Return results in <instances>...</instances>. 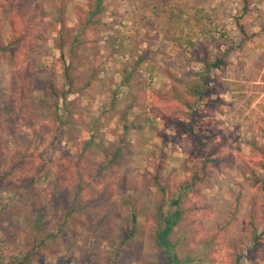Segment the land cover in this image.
Returning <instances> with one entry per match:
<instances>
[{
  "label": "rangeland",
  "instance_id": "rangeland-1",
  "mask_svg": "<svg viewBox=\"0 0 264 264\" xmlns=\"http://www.w3.org/2000/svg\"><path fill=\"white\" fill-rule=\"evenodd\" d=\"M178 1L0 0V264H264V0Z\"/></svg>",
  "mask_w": 264,
  "mask_h": 264
},
{
  "label": "trees",
  "instance_id": "trees-1",
  "mask_svg": "<svg viewBox=\"0 0 264 264\" xmlns=\"http://www.w3.org/2000/svg\"><path fill=\"white\" fill-rule=\"evenodd\" d=\"M101 1L102 0H94L92 9L99 8ZM136 2L139 3L140 8L146 9V7H151V11H152L151 16L145 15L143 13L144 10H142L140 13L135 14L134 24L136 30L139 28L140 25L141 26L145 25L147 30L154 29L156 30L157 33H159L160 26L163 25L162 32L164 39L180 38V35H177L175 33L171 34L172 33L171 29L175 25L177 20H179L178 18H180L181 13L186 11L187 10L186 8H189L190 6H188L187 4H182V2L178 0H176L173 4L169 6H167L169 4V0H136ZM196 2L194 3L195 6H191V8L195 7L194 9L196 13L199 14V16L195 15L196 19L198 18V20L205 19L207 21H210V16L208 12L205 11V7H208L209 2L207 0H199V1L197 0ZM88 14L91 17H93L95 13L93 11H89ZM90 16H88L89 19H91ZM175 28L178 29V24L177 27L175 26ZM144 60H146V56H140L139 58H137V61L135 62L136 66L138 67V65ZM137 67H132V69L134 70ZM128 69H129L128 66H124L123 68L125 81L127 80V73L129 71ZM178 206H179L178 199H174L166 206L167 210L165 215L163 216L165 226L162 229H160L158 232V234H160L158 236V239L163 244L167 243L166 241L167 234L173 228L175 219L180 214V210L178 209ZM168 258H169V262H171V258L170 257Z\"/></svg>",
  "mask_w": 264,
  "mask_h": 264
}]
</instances>
